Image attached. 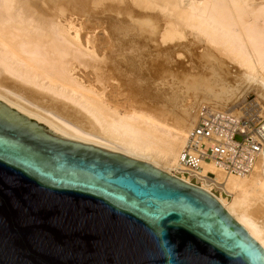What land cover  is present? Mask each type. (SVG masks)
Wrapping results in <instances>:
<instances>
[{
    "label": "water",
    "instance_id": "95a60500",
    "mask_svg": "<svg viewBox=\"0 0 264 264\" xmlns=\"http://www.w3.org/2000/svg\"><path fill=\"white\" fill-rule=\"evenodd\" d=\"M0 264H264L219 203L0 102Z\"/></svg>",
    "mask_w": 264,
    "mask_h": 264
},
{
    "label": "bare ground",
    "instance_id": "6f19581e",
    "mask_svg": "<svg viewBox=\"0 0 264 264\" xmlns=\"http://www.w3.org/2000/svg\"><path fill=\"white\" fill-rule=\"evenodd\" d=\"M38 2L0 0V102L58 138L117 153L171 175L196 123L200 106L196 102L201 97L189 100L174 118L140 108L120 112L116 105L105 103L95 88L78 80L81 68L95 66L90 63L96 61L94 49L84 46L64 20L49 19ZM129 2L138 11L157 12L165 19L160 33L163 43L193 36L212 64L228 67L227 75L216 77L218 92L206 99L207 106L234 112L240 99L253 92L264 107V0ZM20 91L40 98L43 106L49 105L44 104L47 99L60 113ZM207 171L215 175L228 198L215 196L207 186L201 189L264 250V225L257 220L264 213V153L245 176H227L212 163L203 165V173Z\"/></svg>",
    "mask_w": 264,
    "mask_h": 264
},
{
    "label": "rangeland",
    "instance_id": "374dc122",
    "mask_svg": "<svg viewBox=\"0 0 264 264\" xmlns=\"http://www.w3.org/2000/svg\"><path fill=\"white\" fill-rule=\"evenodd\" d=\"M120 1L39 0V8L49 19L64 20L70 31L80 36L82 44L96 52V61L90 62L95 66L81 68L76 74L78 80L85 87L95 88L104 96L105 103L116 105L120 112L140 108L156 116L174 118L185 104L196 102L199 97L198 108L207 106L206 99L218 92L217 78L227 75L228 67L218 62L212 64L203 44L193 36L163 43L160 33L165 19L160 14L141 12L129 0ZM20 94L39 103L40 98L34 95L21 91ZM246 95L248 100L257 98L253 92ZM43 100L49 105L39 103L40 106L60 113L57 106ZM262 214L257 217L261 227Z\"/></svg>",
    "mask_w": 264,
    "mask_h": 264
},
{
    "label": "built area",
    "instance_id": "2783aa9c",
    "mask_svg": "<svg viewBox=\"0 0 264 264\" xmlns=\"http://www.w3.org/2000/svg\"><path fill=\"white\" fill-rule=\"evenodd\" d=\"M263 153L264 107L260 102L245 98L234 112L202 106L171 176L200 189L207 186L215 196L227 197L215 175L203 173V165L212 163L227 176H245Z\"/></svg>",
    "mask_w": 264,
    "mask_h": 264
}]
</instances>
